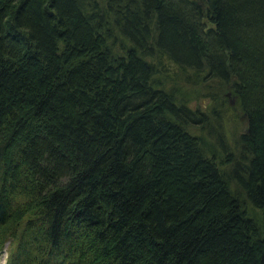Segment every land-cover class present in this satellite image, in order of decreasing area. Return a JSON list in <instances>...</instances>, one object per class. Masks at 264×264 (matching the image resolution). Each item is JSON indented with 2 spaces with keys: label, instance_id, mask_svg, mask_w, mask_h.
Returning a JSON list of instances; mask_svg holds the SVG:
<instances>
[{
  "label": "trees",
  "instance_id": "1",
  "mask_svg": "<svg viewBox=\"0 0 264 264\" xmlns=\"http://www.w3.org/2000/svg\"><path fill=\"white\" fill-rule=\"evenodd\" d=\"M4 245L3 264H264V0H0Z\"/></svg>",
  "mask_w": 264,
  "mask_h": 264
},
{
  "label": "rangeland",
  "instance_id": "2",
  "mask_svg": "<svg viewBox=\"0 0 264 264\" xmlns=\"http://www.w3.org/2000/svg\"><path fill=\"white\" fill-rule=\"evenodd\" d=\"M201 104V103H200ZM232 106V105H231ZM240 115L236 111L232 112L231 114H226L225 116H222L221 122H222V128L225 130V144L227 147V150H229L232 155L233 152L236 153L238 150V144H237V135L241 134L244 131V119H240ZM234 157V156H233ZM6 248V245H4ZM6 256V251L3 249L0 252V264H3L5 261L4 258Z\"/></svg>",
  "mask_w": 264,
  "mask_h": 264
},
{
  "label": "water",
  "instance_id": "3",
  "mask_svg": "<svg viewBox=\"0 0 264 264\" xmlns=\"http://www.w3.org/2000/svg\"><path fill=\"white\" fill-rule=\"evenodd\" d=\"M230 105H231V101H229Z\"/></svg>",
  "mask_w": 264,
  "mask_h": 264
}]
</instances>
